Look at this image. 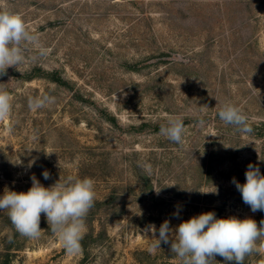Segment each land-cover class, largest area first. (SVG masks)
<instances>
[{"label":"rangeland","instance_id":"obj_1","mask_svg":"<svg viewBox=\"0 0 264 264\" xmlns=\"http://www.w3.org/2000/svg\"><path fill=\"white\" fill-rule=\"evenodd\" d=\"M0 2L49 49L46 58L0 77L13 97L10 119L0 122V196L5 188L27 192L33 175L45 187L69 175L92 178L86 264L180 263L170 244L149 251L154 241L143 230H158L166 219L175 229L214 211L259 226L264 212H252L232 180L244 183L249 163L264 174V9H254L262 24L246 27L239 3L229 0ZM34 54L29 49L26 57ZM36 66L58 70L69 83L27 79ZM43 94L55 96V105L30 111L28 97ZM226 102L247 115L250 135L219 119ZM170 116L183 120V144L160 134ZM145 163L153 168L147 195L136 182ZM40 228L41 237L29 240L0 211V263L15 252L10 264H84V249L69 255L43 213ZM257 250L248 259L264 264V247Z\"/></svg>","mask_w":264,"mask_h":264},{"label":"clouds","instance_id":"obj_2","mask_svg":"<svg viewBox=\"0 0 264 264\" xmlns=\"http://www.w3.org/2000/svg\"><path fill=\"white\" fill-rule=\"evenodd\" d=\"M29 49L35 53L30 58L26 57ZM48 55L49 49L41 42L39 35L28 28L23 16L0 2V77L7 75L9 68L19 71L22 66ZM12 101L13 97L8 91L0 88V122L10 119ZM55 103L56 97L50 94L29 96L27 100L32 112L51 108ZM218 117L241 134L250 135L253 132L247 115L231 102L220 107ZM205 123L202 116L198 118L200 127H204ZM185 132L183 120L179 116H170L167 124L160 128L162 136L178 145L183 144ZM51 153L55 152L47 154ZM141 167L149 177L152 175L151 164L145 163ZM42 175L45 180L50 179L47 170ZM31 180L32 186L27 192L5 188L0 196V211H6L15 231L29 240L41 237L43 213L52 233L66 252L73 256L81 254V242L87 233L86 218L96 199L94 180L69 175L62 182L59 178L50 187L43 186L34 175ZM232 183L252 212H264V174H261L259 167L249 163L245 182L241 184L233 178ZM210 192L218 194L216 188ZM173 215L179 218V210ZM143 231L145 236L149 233L152 235L151 240L154 242L149 247L150 252L160 249L161 243L170 244V251L179 258L180 264H216V256L222 257L225 264H244L245 257L257 251L258 243L264 247V219L260 220L258 226L250 217L217 218L214 211L195 215L182 221L175 229L170 227V221L166 219L158 230L155 224H149Z\"/></svg>","mask_w":264,"mask_h":264},{"label":"trees","instance_id":"obj_3","mask_svg":"<svg viewBox=\"0 0 264 264\" xmlns=\"http://www.w3.org/2000/svg\"><path fill=\"white\" fill-rule=\"evenodd\" d=\"M229 2H231L232 4L234 2L239 3L241 11L243 13V16H247V18L245 19V21L243 22V25L248 27V26H256V25H261L263 19L261 17H259L256 13H254V9L257 10L258 12L261 9H264V0H229ZM227 4V3H226ZM227 6V5H226ZM246 9L249 11L251 15L250 18V14H246ZM261 13V12H260ZM263 13V12H262ZM246 14V15H245ZM254 19V20H253ZM253 23V24H252ZM37 77H46L48 79H50L51 81L57 82L59 84H67L69 83L68 80H66L65 78L62 77V75L58 72V70L54 69L52 71L47 70L45 68H43L42 66H36L34 68L33 71H31L27 77V79L32 80L34 78ZM112 120H115V118L113 117ZM262 126H264V122H262ZM258 129H262L261 127H259ZM261 131V130H260ZM219 132V129H218ZM256 134V133H254ZM137 179V185L140 184L142 188V191L139 192V194H143V195H147L146 193H149L148 190H151V192H153L154 190V185H153V180L151 177H149L147 174H139ZM220 209L221 206H217V209ZM228 216H223V218H226ZM147 219L146 222L144 223H150L151 219H154V216L150 215ZM82 248L84 249V264H86V261L88 259V253H87V246L86 243L84 242V239L82 240ZM15 252H7L6 254H4V259L2 260V262L0 264H10V262L12 261V257L14 255ZM259 254V251H255L253 252L251 255H248L245 257L244 260V264H255L254 262H251L248 258H251L252 256ZM233 262H229V264H232ZM172 264H180V263H175L173 262Z\"/></svg>","mask_w":264,"mask_h":264}]
</instances>
